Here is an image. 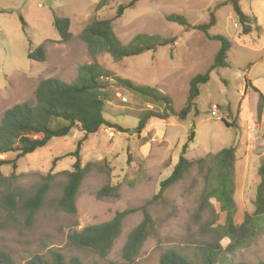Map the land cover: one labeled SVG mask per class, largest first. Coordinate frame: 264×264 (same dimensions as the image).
<instances>
[{
  "label": "rangeland",
  "instance_id": "obj_1",
  "mask_svg": "<svg viewBox=\"0 0 264 264\" xmlns=\"http://www.w3.org/2000/svg\"><path fill=\"white\" fill-rule=\"evenodd\" d=\"M100 1L0 0V120L16 104L35 105L36 89L42 80L56 78L73 83L80 66L95 62L135 85L158 87L171 97L176 114L185 107L191 79L210 68L220 42L200 31H187L166 18L177 14L192 25L208 23L215 5L228 0H137L121 17H116L118 6L132 0H112L106 8L96 11ZM241 7L249 16L264 14V0H241ZM54 15L70 18L72 37L68 42H60L53 25ZM94 19L111 20L123 45L131 43L137 35L171 41L160 46L155 39H144L143 44L152 47L150 51L115 59L100 44L90 45L83 38L84 29ZM261 20L264 25V15ZM254 32L242 35L232 6L221 7L209 35H221L231 42L229 67L211 72L210 81L201 87L195 101L196 113L192 110L184 121L176 115L168 121L152 119L140 136L135 128L141 115L149 110L162 111V103L114 81L101 80L108 93L105 119L128 131L101 129L83 143L82 160L91 163V169L80 186L76 214L58 207L67 183L63 172L72 171L74 158L64 157L55 165L53 159L73 152L83 133L74 129L70 136L53 140L47 147L18 160L17 178L13 181L2 180L11 175L12 167H0V251L9 254L14 264H28L35 255L50 260L53 252L62 254L67 262L79 258L83 264H130L123 259V249L130 232L143 220L140 208L157 194L160 182L171 174L185 144L188 145L185 156L193 166L162 199L147 206L153 230L133 264H159L161 253L169 248L196 262L198 247L216 242L226 247L220 204L215 199L204 201L203 194L214 186L211 182L216 170L214 156L234 146L236 224L243 221L245 212L254 208L257 167L262 161L259 163L253 156L264 154V124L258 115L263 99L250 93L251 113H242L245 80L237 74L250 70V76L264 75V30L255 24ZM40 46L44 47L47 60L29 59V51ZM215 103L219 112L213 117L210 108ZM224 120L234 127H227ZM191 132L194 138L189 140ZM15 156L16 153H10L1 158L11 160ZM199 159L205 162L198 164ZM48 173L52 176L50 188L32 220H27L20 210H7L2 199L8 191L13 190L22 198L32 196ZM106 185L116 186L119 197L98 198V191ZM130 209L135 212L123 220L121 234L105 259L70 243L69 236L74 231L108 222L117 211ZM233 258L247 264L264 262V231Z\"/></svg>",
  "mask_w": 264,
  "mask_h": 264
},
{
  "label": "trees",
  "instance_id": "obj_2",
  "mask_svg": "<svg viewBox=\"0 0 264 264\" xmlns=\"http://www.w3.org/2000/svg\"><path fill=\"white\" fill-rule=\"evenodd\" d=\"M112 0H101L95 7L96 11L106 8ZM137 0H132L127 5H119L116 17H121L125 10L132 7ZM231 5L239 23L241 34L247 36L254 31L256 18L245 14L241 7V0H228L217 3L209 13V22L199 25H192L181 15L172 14L167 20L182 26L187 31L196 30L204 33L210 39L220 42V48L214 57L210 68L204 73L193 77L189 83V94L184 108L177 114L174 110L171 97L158 87L138 86L132 81L104 70L99 63L85 64L79 67L77 80L67 83L56 78L42 80L36 89V104L30 105L23 102L8 108L0 120V167L11 166L12 173L9 177L3 178L5 182L17 178V161L43 149L56 139L65 138L71 135L76 129L83 133V137L76 143L73 152L62 157L53 159V165L64 157H73L72 171H64L67 183L63 188V194L58 201L61 211L68 214H76L77 197L82 182L85 180L91 169V163H84L81 156L82 145L90 135L96 134L101 129H118L126 132L117 124L105 119L104 112L108 101L106 84L101 80L108 79L117 85L130 89L136 93L145 95L153 101L162 103V111H146L141 115L135 133L140 136L147 128L150 120L168 121L171 116L176 115L181 121L188 118L192 110L196 113V99L200 96L201 87L210 81L211 72L218 68H227L228 52L232 44L224 36L209 35V30L216 25V12L223 6ZM21 21L24 23L23 18ZM53 25L58 31L60 42H68L72 37L71 20L68 17L54 15ZM238 26V25H237ZM83 38L93 45L100 44L103 50L115 59H122L138 56L152 47L143 44V40L155 39V44L164 46L171 40L161 39L157 36L137 35L131 43L123 45L115 35L111 20L94 19L83 31ZM28 58L38 62L47 60L46 51L43 46L30 50ZM246 90L249 88V81L246 78ZM263 99V97H260ZM240 109H237V116ZM262 106L260 105L258 115L261 116ZM227 127H234L226 120ZM194 125V123H193ZM194 138L191 132L189 140ZM188 145L182 148L178 162L171 174L162 180L159 190L155 196L145 203L140 210L143 212V220L129 234L128 240L123 249L125 262L133 264L136 262L144 243L153 230V220L146 208L148 205L163 198L165 192L178 183L193 166V163L186 158ZM16 153L14 159L1 158L4 155ZM216 170L211 176L213 187L207 189L203 194V200L215 199L220 204V214L224 217L222 224L223 237L227 239L226 247L219 242L205 244L197 248L198 260L194 262L174 248H169L161 253L159 264H247L235 262L234 256L238 251L248 248L251 242L264 231V161L257 167L259 177L254 196V208L252 212H245L243 221L238 225L235 217L238 211L236 194V147L222 149L215 156ZM130 159H128V162ZM205 159H199L198 164L204 163ZM51 173H48L44 182L36 189L32 196L19 197L13 190L8 191L4 197V206L8 211L20 210L26 215L27 220H32L41 208L43 200L50 188ZM98 198L119 197L116 186L106 185L97 193ZM135 209L117 211L114 217L99 225L87 226L80 231H74L69 236L73 246L81 249H88L96 253L101 259H105L112 249L115 241L121 234L123 220ZM224 256V257H223ZM0 264H14L11 256L0 251ZM28 264H83L79 258H72L68 262L65 257L53 252L51 259L35 255ZM259 264H264L260 262Z\"/></svg>",
  "mask_w": 264,
  "mask_h": 264
},
{
  "label": "crops",
  "instance_id": "obj_3",
  "mask_svg": "<svg viewBox=\"0 0 264 264\" xmlns=\"http://www.w3.org/2000/svg\"><path fill=\"white\" fill-rule=\"evenodd\" d=\"M257 13H259V15L258 14H257V16L252 15V17L256 18V21H257L256 22V26L261 27L262 30H264V25L262 24V20H261V17L264 14L262 12L261 13L257 12ZM254 28H255V25H254ZM252 33H255V32L253 31ZM227 61H228V58H227ZM229 65H230V63H229ZM253 68H254V66L252 67V69ZM239 73H240V77L243 76L244 80L247 78L248 81H249V84H250L249 88H247V90H246V82H245L244 97H246V100H244V104L241 102L242 113L243 112L245 114H250L251 113L250 109L248 107L250 93L258 95L260 97L262 96L263 97V104H262V113H261L260 117H261V123L264 124V75H258L257 74L255 76H250V70L248 72L245 71V70H244V72L238 71L237 74H239ZM258 105H257V107H258ZM262 156H264V154H260L259 153L258 156L254 155L253 157H255V158L257 157L258 160H259V163H260V161H264V158Z\"/></svg>",
  "mask_w": 264,
  "mask_h": 264
},
{
  "label": "built area",
  "instance_id": "obj_4",
  "mask_svg": "<svg viewBox=\"0 0 264 264\" xmlns=\"http://www.w3.org/2000/svg\"><path fill=\"white\" fill-rule=\"evenodd\" d=\"M237 27V25H235ZM218 112H219V106L218 104H212L211 105V108H210V113H211V116L213 117H216L218 115Z\"/></svg>",
  "mask_w": 264,
  "mask_h": 264
}]
</instances>
